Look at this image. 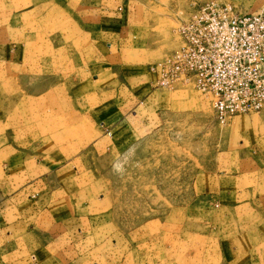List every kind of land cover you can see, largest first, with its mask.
I'll use <instances>...</instances> for the list:
<instances>
[{"label":"rangeland","instance_id":"374dc122","mask_svg":"<svg viewBox=\"0 0 264 264\" xmlns=\"http://www.w3.org/2000/svg\"><path fill=\"white\" fill-rule=\"evenodd\" d=\"M103 1L0 0V264H204L262 243L264 109L223 125L208 95L125 88L120 69L165 58L210 0H111L122 34Z\"/></svg>","mask_w":264,"mask_h":264},{"label":"built area","instance_id":"2783aa9c","mask_svg":"<svg viewBox=\"0 0 264 264\" xmlns=\"http://www.w3.org/2000/svg\"><path fill=\"white\" fill-rule=\"evenodd\" d=\"M180 44L155 62L160 87L190 86L210 97L217 122L264 109V13L207 1L178 26Z\"/></svg>","mask_w":264,"mask_h":264},{"label":"crops","instance_id":"0c3cea01","mask_svg":"<svg viewBox=\"0 0 264 264\" xmlns=\"http://www.w3.org/2000/svg\"><path fill=\"white\" fill-rule=\"evenodd\" d=\"M128 7V6H127ZM123 3L118 1H103L100 6L99 14H101L100 19L102 21L103 29L114 28L118 34H122L123 29L127 28L128 22L130 20L131 12L129 9H126ZM112 34H105L104 38L98 41V46L104 48V50H109L108 54L105 56L102 55L100 60L106 61L105 57L111 56L110 48L115 47L117 42H109L108 39ZM118 35L116 34V37ZM106 37V38H105ZM114 41V37L112 38ZM109 62V61H108ZM112 62V61H110ZM109 62V64H111ZM153 64L146 63H137V64H127L122 63L120 65V69L125 72L123 79L125 80V88L133 89V90H144L150 87V83L152 80H157V73L152 69ZM111 66V65H110ZM110 68L106 67L108 71ZM243 115V114H241ZM241 119L245 123H247L246 116H238L237 120ZM3 133L0 131V139L2 138ZM7 146H3L0 144V152L6 151ZM6 183V189H8V183ZM2 180L0 179V189L4 190ZM7 193V192H6ZM6 193L4 196H6ZM8 214V213H6ZM7 220V218H6ZM8 228V226H6ZM1 232V231H0ZM6 232V229H4ZM236 242V241H235ZM243 243V242H242ZM221 246V245H220ZM205 258L206 262L204 264H264V241L262 243L257 244L256 246L245 245L238 248L237 246H233L232 242H225L224 246L214 247V251L212 249L205 248ZM213 254L214 256L210 255Z\"/></svg>","mask_w":264,"mask_h":264}]
</instances>
